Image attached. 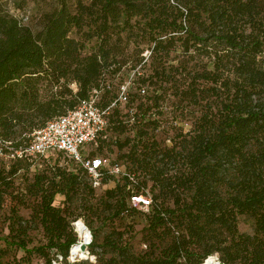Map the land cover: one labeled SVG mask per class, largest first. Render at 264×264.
Masks as SVG:
<instances>
[{
  "label": "trees",
  "instance_id": "obj_1",
  "mask_svg": "<svg viewBox=\"0 0 264 264\" xmlns=\"http://www.w3.org/2000/svg\"><path fill=\"white\" fill-rule=\"evenodd\" d=\"M37 6L29 22L0 7L2 143L24 148L35 129L97 91L100 108L115 105L106 138L89 154L112 156L125 174L106 172L109 186L98 193L61 152L36 170L25 157L3 156L0 264L65 258L78 217L93 231L96 264H203L211 256L264 264V0ZM134 194L151 200L139 240L124 226L141 213L129 204Z\"/></svg>",
  "mask_w": 264,
  "mask_h": 264
},
{
  "label": "built area",
  "instance_id": "obj_2",
  "mask_svg": "<svg viewBox=\"0 0 264 264\" xmlns=\"http://www.w3.org/2000/svg\"><path fill=\"white\" fill-rule=\"evenodd\" d=\"M94 93L88 100L83 101L66 114L54 117L42 127L35 129L31 133L28 145L24 148L13 151L8 147L10 142L2 143L0 139V145H4L9 150V153L4 155L0 147V156H5L7 159L25 157L30 162L31 170H36V168L41 167L43 159L51 154L61 152L81 166L94 188L105 185L102 183V178L106 172L115 176L125 174L120 164L112 162L110 157L101 154H89L90 150H95L101 138H106L107 115L115 105L114 101L108 107L100 108L96 104L98 92L95 91ZM118 99L125 101V85L121 87ZM129 204L139 210L149 211L151 200L148 194H134L131 195ZM70 224L76 239L70 245L68 255L65 258L61 254L55 253L52 264H73L78 261H89L91 264H96V255L90 252L93 241L90 228L81 217L73 219ZM79 228H81L82 233H80ZM145 247L144 243L139 245L140 249ZM208 259L203 264H221L217 260V256H211Z\"/></svg>",
  "mask_w": 264,
  "mask_h": 264
},
{
  "label": "rangeland",
  "instance_id": "obj_3",
  "mask_svg": "<svg viewBox=\"0 0 264 264\" xmlns=\"http://www.w3.org/2000/svg\"><path fill=\"white\" fill-rule=\"evenodd\" d=\"M53 0H0V7L10 15L17 17L25 22H29L30 20H34L36 12H37V3L41 4V7H45L46 4L52 2ZM105 153V152H104ZM112 157V156H110ZM113 158V157H112ZM7 165V160L3 158V156H0V165ZM108 184H105L103 186H100L97 188L96 192L100 193L105 188H108ZM58 202V201H57ZM60 202V201H59ZM141 213L137 214L135 216H130L125 219L124 226H127L128 224L133 225V231H135L134 234L136 235V240H139V234L142 229V227L145 225V216L142 215V213H148L147 210H140ZM27 212L22 211V214L26 215ZM127 224V225H126ZM97 225L96 223L94 226ZM240 229H249V223L245 220H242L239 224ZM102 232L99 233V238L102 237L103 233L108 230L107 227L105 229H101ZM92 231V229H91ZM93 232V231H92ZM32 236L34 239V242H41L43 240L41 234L39 232L33 231ZM136 243V241H134ZM138 248V244H137ZM98 252H100V248L96 249ZM37 259H34L33 263H35ZM89 262V261H87Z\"/></svg>",
  "mask_w": 264,
  "mask_h": 264
},
{
  "label": "crops",
  "instance_id": "obj_4",
  "mask_svg": "<svg viewBox=\"0 0 264 264\" xmlns=\"http://www.w3.org/2000/svg\"><path fill=\"white\" fill-rule=\"evenodd\" d=\"M56 201H62L63 200V196L62 195H56L55 197Z\"/></svg>",
  "mask_w": 264,
  "mask_h": 264
},
{
  "label": "bare ground",
  "instance_id": "obj_5",
  "mask_svg": "<svg viewBox=\"0 0 264 264\" xmlns=\"http://www.w3.org/2000/svg\"><path fill=\"white\" fill-rule=\"evenodd\" d=\"M79 230H80V233H82V230H81V228H79ZM208 260H211V259H208Z\"/></svg>",
  "mask_w": 264,
  "mask_h": 264
},
{
  "label": "water",
  "instance_id": "obj_6",
  "mask_svg": "<svg viewBox=\"0 0 264 264\" xmlns=\"http://www.w3.org/2000/svg\"><path fill=\"white\" fill-rule=\"evenodd\" d=\"M82 249H83V246H82Z\"/></svg>",
  "mask_w": 264,
  "mask_h": 264
}]
</instances>
